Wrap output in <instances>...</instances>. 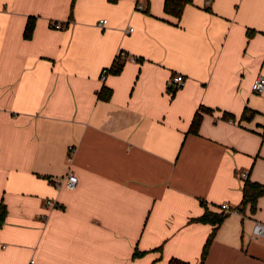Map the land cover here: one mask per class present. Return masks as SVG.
Segmentation results:
<instances>
[{"label":"crops","instance_id":"obj_1","mask_svg":"<svg viewBox=\"0 0 264 264\" xmlns=\"http://www.w3.org/2000/svg\"><path fill=\"white\" fill-rule=\"evenodd\" d=\"M164 2L0 0V264H200L213 225L194 218L240 204L242 171L264 182L263 118L244 113L264 110V0L180 18ZM255 220L264 196L229 212L204 264H264Z\"/></svg>","mask_w":264,"mask_h":264},{"label":"trees","instance_id":"obj_2","mask_svg":"<svg viewBox=\"0 0 264 264\" xmlns=\"http://www.w3.org/2000/svg\"><path fill=\"white\" fill-rule=\"evenodd\" d=\"M193 0H165L164 2V9L168 14H171L175 16L176 18H180L182 16V13L184 11V8L187 4L191 3ZM210 7V6H208ZM34 24L35 20L34 18L30 17L27 25L25 27L24 36L26 38H30L32 36L33 30H34ZM254 33L253 29H248V35L252 36ZM122 64H113L110 67H106L108 71H120ZM100 96L104 99L108 100L111 96V89L108 87H104L103 90L100 93ZM212 110L210 107L201 105L196 113L194 114V117L192 119L191 125L189 127V131L193 133H198L200 124L203 118V112ZM251 112V114H254V111L251 109H248V107L245 108L244 113ZM232 113L224 112V115H231ZM264 127V124H263ZM264 137V133H263ZM243 194H242V200L240 204L235 205L233 208L239 210L240 212H246L247 207H249V210L252 213H255L258 209V200L261 196H264V182H260L257 180H252L249 176L244 179L243 184ZM6 205L2 203L0 205V226L3 224L5 217H6ZM229 214V212L226 211H213L210 208L206 207L204 213L194 218V220L201 221V222H209L213 225L212 231L209 234L203 249H202V255H201V262L200 264H204V260L206 258V255L208 253L209 247L215 237L216 231L222 221L226 218V216ZM139 253L138 250L135 251V254L137 255ZM168 264H189L188 261H184L182 259H179L177 257H172Z\"/></svg>","mask_w":264,"mask_h":264},{"label":"built area","instance_id":"obj_3","mask_svg":"<svg viewBox=\"0 0 264 264\" xmlns=\"http://www.w3.org/2000/svg\"><path fill=\"white\" fill-rule=\"evenodd\" d=\"M137 7L140 8V9H143V8H145V5H144V3L140 2V3L137 4ZM99 23L100 24L102 23V25H103V24L107 23V19H101ZM52 26L55 27V28H60V27L63 26V24H61L59 22H52ZM131 30H133V27L130 28V31ZM119 55L124 56V53L120 52L118 54V56ZM108 72H109L108 69L104 68L102 70L101 77L105 78L107 76ZM174 79L179 81L180 85L183 84L184 81H185L184 75L181 74V73L176 75L174 77ZM252 88H253V90L255 92H259V93L264 92V74L260 73V74L257 75V77L253 81ZM70 150H74V147L71 146ZM248 174H249L248 170H244L241 173V175H242V177L244 179L248 177ZM77 182H78L77 175L74 174L73 172L68 173L67 178H66V185L69 188H74L77 185ZM47 202H48L49 205H52V206H56L57 205V202L54 199H48ZM233 207L234 206L230 205L229 203H222L221 204V208L224 211H226V212H232V211L240 212L239 210L234 209ZM241 213H243V212H241ZM251 236L253 238L264 237V222L263 221L255 220Z\"/></svg>","mask_w":264,"mask_h":264},{"label":"rangeland","instance_id":"obj_4","mask_svg":"<svg viewBox=\"0 0 264 264\" xmlns=\"http://www.w3.org/2000/svg\"><path fill=\"white\" fill-rule=\"evenodd\" d=\"M258 95H262L264 92H261V93H259V92H256ZM248 109H250V108H248ZM251 110H253L254 111V114H252V117H262L263 119H262V124L260 125V126H262L263 127V124H264V110H262V109H258V108H256V109H251ZM264 133V132H263ZM263 133H262V135H263Z\"/></svg>","mask_w":264,"mask_h":264},{"label":"water","instance_id":"obj_5","mask_svg":"<svg viewBox=\"0 0 264 264\" xmlns=\"http://www.w3.org/2000/svg\"><path fill=\"white\" fill-rule=\"evenodd\" d=\"M208 1V3H210L211 2V0H207Z\"/></svg>","mask_w":264,"mask_h":264}]
</instances>
